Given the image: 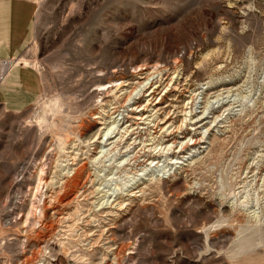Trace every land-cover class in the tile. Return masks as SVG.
Here are the masks:
<instances>
[{
  "label": "rangeland",
  "instance_id": "1",
  "mask_svg": "<svg viewBox=\"0 0 264 264\" xmlns=\"http://www.w3.org/2000/svg\"><path fill=\"white\" fill-rule=\"evenodd\" d=\"M17 60L41 86L0 107V218L26 195L0 225L12 264L44 241L53 264H264V0H42ZM143 63L165 67L154 97L97 113ZM56 164L85 168L48 202Z\"/></svg>",
  "mask_w": 264,
  "mask_h": 264
},
{
  "label": "crops",
  "instance_id": "2",
  "mask_svg": "<svg viewBox=\"0 0 264 264\" xmlns=\"http://www.w3.org/2000/svg\"><path fill=\"white\" fill-rule=\"evenodd\" d=\"M41 1L0 0V107L8 112L28 109L40 94L38 72L17 59L34 37Z\"/></svg>",
  "mask_w": 264,
  "mask_h": 264
},
{
  "label": "bare ground",
  "instance_id": "3",
  "mask_svg": "<svg viewBox=\"0 0 264 264\" xmlns=\"http://www.w3.org/2000/svg\"><path fill=\"white\" fill-rule=\"evenodd\" d=\"M164 69H165L164 66H163V69H161L157 67V64L143 63L134 68L133 73H132V76L134 78L129 79V78L122 77L121 81H119L117 84L115 83L113 86L112 85L110 86L109 84L110 81H109L107 84V88H105V91L103 92V94H106L104 97L112 96V98L106 99L103 97L100 100L101 110L100 112H97V113L104 115V111L106 110L105 108L106 107L109 108L111 104L114 103L113 102L114 98L116 97L119 98L121 96L119 98L120 100L127 101L128 99L132 97L134 91H136L137 89L141 90L142 88H145V89H142L145 92H143V94L141 95V98L142 96H145V97H148L149 100H151L156 94L158 87L163 82L162 77L165 75V72H163ZM154 74L156 75L153 76ZM134 79L136 80L133 82L132 80ZM116 92H119L121 94L119 96H116ZM141 98H138V99H141ZM135 105H136V107H134L135 109L139 108V110H136L138 111L137 113H140V111L144 109V108H140L142 106V103H139V101H137V104ZM134 108L132 107V110ZM135 109L133 111H135ZM114 112L115 110H113L112 113ZM138 115H142V113ZM100 131H101L100 128H98L95 132V136L100 134L101 133ZM191 140H193L191 144H195L196 139L191 138ZM184 146L185 144L182 146V148ZM151 161L153 162L154 160H151ZM84 168H85L84 164H79V165L74 164V166L72 167L69 166L68 164H61V165L56 164L55 170L53 171V174L50 177L49 181L45 182L46 186L53 189L51 191V195L48 196V202L50 201V199L52 200L53 198H56V196H58L59 193H64L63 196L66 197L68 194H72L76 192L78 185L80 183V180L82 178ZM120 251L121 250H119L118 253H113L112 261L110 264L119 263L118 261L120 257L119 255ZM103 260H107L106 256L102 257L96 264H107V262L102 263ZM38 264H47V263L46 261H40V263Z\"/></svg>",
  "mask_w": 264,
  "mask_h": 264
},
{
  "label": "built area",
  "instance_id": "4",
  "mask_svg": "<svg viewBox=\"0 0 264 264\" xmlns=\"http://www.w3.org/2000/svg\"><path fill=\"white\" fill-rule=\"evenodd\" d=\"M2 76V73H0V77ZM17 184V183H16ZM11 206L8 209L7 213H4V215L0 218V225L5 230H10L11 228L17 223V221L21 217L20 207L26 197L19 188H14V190L11 191ZM10 236L7 238H1L0 239V264H12V257L8 256L5 251L9 248V246L12 244V242L15 240V237L12 235L13 233H9ZM46 243V241L43 242L42 245L39 246V248L42 251V255L40 258L35 259L34 264H38L39 261H46L47 264H53L55 262V257L50 258L49 254V247ZM33 249L31 247L29 256L32 254ZM41 254V253H40ZM19 260V259H18ZM22 260L17 261V264H21ZM15 264V263H13Z\"/></svg>",
  "mask_w": 264,
  "mask_h": 264
}]
</instances>
